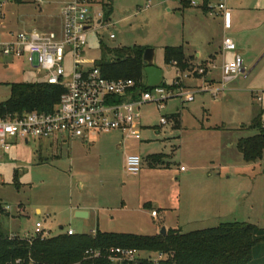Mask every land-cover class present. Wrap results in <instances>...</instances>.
<instances>
[{
  "label": "rangeland",
  "instance_id": "374dc122",
  "mask_svg": "<svg viewBox=\"0 0 264 264\" xmlns=\"http://www.w3.org/2000/svg\"><path fill=\"white\" fill-rule=\"evenodd\" d=\"M66 1H16L5 8V28L58 34V11ZM89 1L110 25L91 33L89 64L101 59L102 48H151L154 65L163 72L161 85L193 93V101L175 94L162 110L155 103L143 104L139 140L111 132L66 143L18 142L0 153V203L5 210L1 232L32 235L36 223L50 237L68 229L75 234L98 229L153 236L162 228L188 233L226 222L264 229V152L260 161L245 163L236 148L240 138L255 134L245 130L260 111L250 92L264 94V0H209L208 6L223 2V15H208L198 0L190 8H183L181 0H111L108 17L103 7L108 0ZM224 37L233 40L246 77L239 76L213 96L207 88H220L218 49ZM179 46L186 55L200 53L194 58L197 64L216 52L207 76L194 77L195 66L187 61L177 79L178 70L164 63L163 50ZM44 79L25 63L13 61L5 67L0 60V103L9 98V84ZM161 117L166 125L160 124ZM157 154L164 155L165 167L150 168L145 158ZM126 155L142 159L138 175L124 172ZM76 212L88 216L78 218Z\"/></svg>",
  "mask_w": 264,
  "mask_h": 264
},
{
  "label": "built area",
  "instance_id": "2783aa9c",
  "mask_svg": "<svg viewBox=\"0 0 264 264\" xmlns=\"http://www.w3.org/2000/svg\"><path fill=\"white\" fill-rule=\"evenodd\" d=\"M14 1L0 0V60L5 67L13 61L27 64L36 73L45 75V79L40 82L60 87L62 92L58 104L50 113L33 111L0 118V153L9 152L18 142L27 145L53 139L88 140L98 134L111 132H119L127 140H139L141 125L138 111L143 104L155 103L162 110L166 101L175 94L183 96L184 102L193 101V93H182V88L171 91L159 85L152 89H138L132 80L106 78L95 64L96 61L89 64L87 50L91 33L99 28L110 27L105 24L101 10H94L89 0H69L61 5L58 13L62 25L58 34L37 30L17 32L5 28V8ZM36 2L42 3L43 0ZM190 5L197 6V3L190 0ZM225 10L221 1L216 7L207 6L205 12L208 15H223ZM114 38V34L109 35L110 40ZM222 51L224 60L219 68L220 88H207L213 96L239 76L246 77L243 60L236 53L231 38H223ZM172 65L175 67L174 63ZM198 72L200 74L202 70ZM176 76L177 79L181 78L179 70ZM174 85L178 86V83ZM253 98L264 109V94L255 93ZM166 123V119L161 117L160 124ZM141 164L139 156L126 155L124 172L136 176ZM155 216L156 213L152 211L151 217ZM49 233L40 223H36L32 235L19 238L27 241L35 237L46 239L50 237ZM65 233L68 236L75 235L71 229ZM14 237L18 236H10ZM105 254L110 264H137L140 259H148L156 264L164 260L161 253L119 247L111 248ZM100 256V251L89 250L84 253V259H97Z\"/></svg>",
  "mask_w": 264,
  "mask_h": 264
},
{
  "label": "trees",
  "instance_id": "16d2710c",
  "mask_svg": "<svg viewBox=\"0 0 264 264\" xmlns=\"http://www.w3.org/2000/svg\"><path fill=\"white\" fill-rule=\"evenodd\" d=\"M198 1L205 12L209 0ZM180 3L183 8H190V0H181ZM103 7L105 17H108L112 12L111 0ZM144 50L137 46L113 50L102 48L101 59L95 64L106 78L132 80L136 88L146 90V66L142 60ZM163 61L165 64L174 63L181 72L186 71L187 59L181 46L164 48ZM9 90V98L0 103V118L33 111L50 113L58 104L62 92L60 87L43 82L12 83L9 84ZM171 117L178 118L177 113ZM243 128L240 130L243 131ZM245 130L254 131L255 134L240 138L236 148L245 163H256L264 152L263 108H260ZM163 158L164 155L157 154L146 157L145 161L150 168L165 167ZM4 213L0 203V218ZM117 247L168 256L156 264H264V229L244 222H226L214 228L188 233L168 229L165 236L105 233L96 229L93 234L68 236L63 233L27 241L3 234L0 224V264H110L105 252ZM89 250L100 251L101 256L84 259V253ZM137 264L154 263L140 259Z\"/></svg>",
  "mask_w": 264,
  "mask_h": 264
},
{
  "label": "water",
  "instance_id": "95a60500",
  "mask_svg": "<svg viewBox=\"0 0 264 264\" xmlns=\"http://www.w3.org/2000/svg\"><path fill=\"white\" fill-rule=\"evenodd\" d=\"M154 50L147 48L143 52L142 60L145 64L144 75H145V86L148 89H152L161 85L163 79V72L154 65ZM88 214L85 212H76V217L87 218ZM166 230L162 228L159 235L165 236Z\"/></svg>",
  "mask_w": 264,
  "mask_h": 264
},
{
  "label": "crops",
  "instance_id": "0c3cea01",
  "mask_svg": "<svg viewBox=\"0 0 264 264\" xmlns=\"http://www.w3.org/2000/svg\"><path fill=\"white\" fill-rule=\"evenodd\" d=\"M20 1V0H19ZM16 2V0L11 4V5H13L14 3ZM11 5H9V6H11ZM225 20H227V18L225 19ZM184 51V50H183ZM216 52H214V53H210V54H208L207 55V59H205L204 61H202V62H200V64H197V63H195V61H194V58H200V53H198V52H196L195 53V57H192V56H190V55H186L185 54V52H184V56H185V58L187 59V61H190V64H193V66H195V69H194V72H195V74H194V77H205V76H207V74H208V72H209V64L210 63H213L214 61H215V59H216V57H217V55H213V54H215ZM218 53L220 54V57H221V63L223 62V60H224V53H223V51H222V42H221V45H220V47H219V49H218ZM221 63H220V65H221ZM213 69L215 68V67H212ZM220 68V67H219ZM199 69H201L202 70V73L201 74H203L202 76H200V75H198L199 74V72H198V70ZM220 71V70H219ZM209 83H215L214 81H208ZM184 87V86H183ZM251 93V95L253 96V91H251L250 92ZM177 113V112H176ZM176 113H174V114H176ZM177 115H178V113H177ZM53 140H55V139H53ZM56 140H60L61 142H63V143H66V142H68V141H66V140H64V139H56ZM37 212V214H39V211L37 210L36 211ZM156 217V216H155Z\"/></svg>",
  "mask_w": 264,
  "mask_h": 264
}]
</instances>
